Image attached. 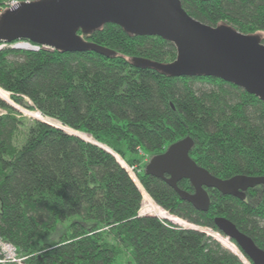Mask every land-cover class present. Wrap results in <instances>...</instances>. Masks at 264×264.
I'll return each instance as SVG.
<instances>
[{"label": "trees", "instance_id": "1", "mask_svg": "<svg viewBox=\"0 0 264 264\" xmlns=\"http://www.w3.org/2000/svg\"><path fill=\"white\" fill-rule=\"evenodd\" d=\"M179 1L200 23L259 34L264 43V0ZM81 36L114 55L0 50V239L26 264H252L214 220L229 219L264 250V185L244 201L206 190L209 210L201 213L144 170L189 137L190 158L210 175L264 177V103L212 77L132 66L174 61L175 47L161 38L128 36L112 24ZM16 107L94 139L115 158ZM177 187L193 193L186 180Z\"/></svg>", "mask_w": 264, "mask_h": 264}, {"label": "water", "instance_id": "2", "mask_svg": "<svg viewBox=\"0 0 264 264\" xmlns=\"http://www.w3.org/2000/svg\"><path fill=\"white\" fill-rule=\"evenodd\" d=\"M109 24L121 28L128 36L161 38L176 49V59L170 63L133 59L132 66L158 71L170 78L212 77L234 85L264 103V43L261 36L237 32L226 24L210 26L200 23L183 11L179 0L21 2L0 14V46L27 42L32 47L63 54L91 51L110 58L114 55L113 51L87 42L81 36H88ZM25 100L31 106L28 99ZM64 133L85 141L74 134ZM87 143L115 158L107 147L96 142ZM193 146L189 137L173 143L148 161L145 175L162 180L182 202H187L201 213L209 210L210 199L206 190H216L222 196L244 201L248 190L264 185V177L236 175L221 180L210 175L190 158ZM182 180L189 182L192 194L177 187ZM214 226L223 237L235 243L252 264H264V250L259 249L229 219L216 217Z\"/></svg>", "mask_w": 264, "mask_h": 264}, {"label": "built area", "instance_id": "3", "mask_svg": "<svg viewBox=\"0 0 264 264\" xmlns=\"http://www.w3.org/2000/svg\"><path fill=\"white\" fill-rule=\"evenodd\" d=\"M36 0H11L10 2H5L0 5V14L5 11V9H10V7L18 6L21 2L32 3ZM4 48L14 49V50H31L37 51L40 47H32L27 42H15L12 45L1 44L0 50ZM167 213V212H166ZM168 214V213H167ZM139 216H141L139 214ZM151 217V216H150ZM154 217V216H153ZM26 258L20 257L17 250L11 245L0 239V264H26Z\"/></svg>", "mask_w": 264, "mask_h": 264}, {"label": "rangeland", "instance_id": "4", "mask_svg": "<svg viewBox=\"0 0 264 264\" xmlns=\"http://www.w3.org/2000/svg\"><path fill=\"white\" fill-rule=\"evenodd\" d=\"M1 93V92H0ZM9 105V104H8ZM10 106V105H9ZM11 107V106H10ZM20 108H22V107H20ZM20 108H18V107H16L15 109L18 111V112H20L25 118L27 117V118H30V119H37L39 116L38 115H36L35 113H30V112H28L29 110H25V109H20ZM39 118H41V117H39ZM42 119V118H41ZM54 123V122H53ZM56 124V123H55ZM93 140V142H95V140L94 139H92ZM108 149V148H107ZM109 150V149H108ZM110 152H111V150H109ZM142 203H143V200H142ZM141 206H142V204H141ZM152 207V206H151ZM166 212V211H165ZM151 216H153V215H151ZM155 217V216H154ZM174 217V216H173ZM157 218V217H156ZM157 219H159V218H157ZM168 220H169V222L172 224V225H175V226H177V227H179V228H181V229H184V228H186V229H192V230H198V228L197 227H194L193 225H191V224H189V223H187L185 220L183 221V220H180V219H178V220H180V221H182V222H185L186 224H187V227H183V226H181V225H179V224H176V223H173L174 221H172V220H170L169 218H167ZM75 219L74 218H69V219H67L64 223H62V224H59L58 225V227H57V229H56V231L53 233V235H51L50 236V239L51 240H54V239H57L58 238V236H60V234L61 233H63L62 231L64 230V228H67V226H69V224L70 223H72L73 221H74ZM160 220V219H159ZM199 231H201V230H199ZM202 232V231H201ZM204 233V232H203ZM205 235H207V234H205ZM208 236V235H207ZM210 237V236H209ZM212 238V237H211ZM213 239V238H212ZM214 240V239H213ZM216 241V240H215ZM217 242V241H216ZM223 247V246H222ZM224 248V247H223ZM224 249H226V248H224ZM227 250V249H226ZM227 251H230V252H232L231 250H227ZM233 253V252H232ZM235 255V254H234ZM239 258V257H238ZM239 260H241V259H239ZM242 261V260H241ZM243 262V261H242ZM243 264H245L244 262H243Z\"/></svg>", "mask_w": 264, "mask_h": 264}, {"label": "bare ground", "instance_id": "5", "mask_svg": "<svg viewBox=\"0 0 264 264\" xmlns=\"http://www.w3.org/2000/svg\"><path fill=\"white\" fill-rule=\"evenodd\" d=\"M164 218H167L165 215H162ZM205 233V232H204ZM210 235H212L213 237H215L214 236V234H210ZM223 237V236H222ZM215 238H218V237H215ZM225 238V237H224ZM226 239V238H225Z\"/></svg>", "mask_w": 264, "mask_h": 264}]
</instances>
